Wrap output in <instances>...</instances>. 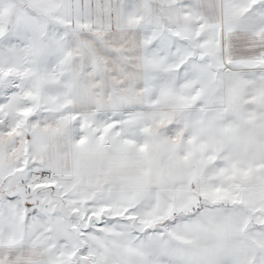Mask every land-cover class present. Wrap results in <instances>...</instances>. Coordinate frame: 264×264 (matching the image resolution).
<instances>
[{
  "label": "snow or ice",
  "instance_id": "snow-or-ice-1",
  "mask_svg": "<svg viewBox=\"0 0 264 264\" xmlns=\"http://www.w3.org/2000/svg\"><path fill=\"white\" fill-rule=\"evenodd\" d=\"M0 264H264V0H0Z\"/></svg>",
  "mask_w": 264,
  "mask_h": 264
}]
</instances>
